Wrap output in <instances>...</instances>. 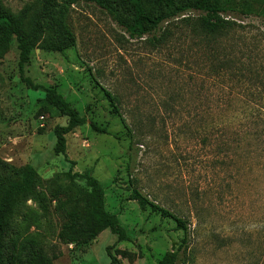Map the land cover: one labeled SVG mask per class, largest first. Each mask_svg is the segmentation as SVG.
Instances as JSON below:
<instances>
[{"label":"rangeland","instance_id":"obj_1","mask_svg":"<svg viewBox=\"0 0 264 264\" xmlns=\"http://www.w3.org/2000/svg\"><path fill=\"white\" fill-rule=\"evenodd\" d=\"M99 1L104 6L55 0L49 35L60 37L65 20L76 45L63 53L37 48L25 70L86 118L66 136L65 155L54 152V129L67 118L44 106V89L22 80L16 39L0 45V177L16 179L32 167L41 179L35 192L45 199V207L35 196L17 204L5 264H29L32 250L53 264H109L110 247L121 264H264V0H201L230 24L210 32L200 23L205 12L191 11L189 22L163 25L160 42L152 33L132 37L114 18L134 24L129 0ZM3 2L15 14L43 4ZM101 88L117 97L131 137ZM92 121L110 134L95 132ZM71 163L104 187L106 210L129 241L110 230L88 244L61 241L67 218L52 197L70 184ZM134 187L185 220L187 231L142 208Z\"/></svg>","mask_w":264,"mask_h":264},{"label":"trees","instance_id":"obj_2","mask_svg":"<svg viewBox=\"0 0 264 264\" xmlns=\"http://www.w3.org/2000/svg\"><path fill=\"white\" fill-rule=\"evenodd\" d=\"M177 0H129L134 12V24L131 26L121 18L114 15L117 22L125 28L132 37L143 38L152 33V38L160 42L163 25L171 23L175 19H183L189 22L188 12L204 11L205 14L200 17V23L203 29L210 32L223 31L228 23L219 15L217 10L205 9L201 0H195L194 3L175 8L159 16H154L153 8L166 5L174 7ZM96 2L104 6L99 0ZM55 0H43L42 9L37 11L34 6H27L19 13H13L0 0V45L9 44L16 39L19 49V73L22 80L28 88L34 90L44 89L45 97L43 104L48 109H54L61 117L67 118L66 126H57L54 129L56 145L54 152L57 156L66 154L67 139L66 136L73 133L78 127L86 124V118L81 116L76 108L54 88H43L35 85L31 79L26 78L25 70L30 65L32 54L37 48L46 52L63 53L76 45V39L69 25L65 20L59 22L60 37L49 35L52 33L51 19L52 8ZM113 12V11H112ZM184 17V18H183ZM99 86V85H97ZM105 98L111 107V114L121 118L124 127L127 130V136L131 137L132 131L125 119L120 113L118 99L108 90L101 88ZM92 129L100 134L109 135L106 128H102L95 122H91ZM66 173L70 184L60 189L56 187V194L52 197L53 201L59 203L58 209L62 211L67 222L64 224L59 238L66 244L83 245L88 244L98 238L105 230L117 236L118 242H127L130 240L125 227L118 217L106 210L105 189L101 183L90 173H75L73 171L74 163ZM57 179L51 180L55 184ZM41 184V179L32 167L16 172V179H5L0 177V264H5V237L11 227L12 217L19 201L27 196H35L44 204V197L35 192V187ZM133 185H136L134 179ZM60 195L64 197L61 199ZM133 197L139 200L142 208L150 206L153 213L160 215L165 219H172L177 224L178 230L187 231V223L174 212L161 207L153 201H150L137 187H134ZM112 248L107 249L109 264H121L118 254L111 252ZM126 255V253H122ZM29 264H53L42 252L32 250L29 253ZM178 258L174 256V260Z\"/></svg>","mask_w":264,"mask_h":264}]
</instances>
